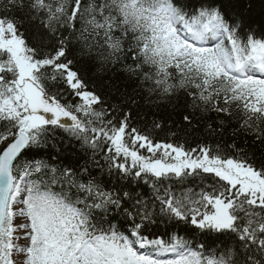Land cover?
Here are the masks:
<instances>
[{
	"label": "snow or ice",
	"instance_id": "snow-or-ice-1",
	"mask_svg": "<svg viewBox=\"0 0 264 264\" xmlns=\"http://www.w3.org/2000/svg\"><path fill=\"white\" fill-rule=\"evenodd\" d=\"M0 264H264V0H0Z\"/></svg>",
	"mask_w": 264,
	"mask_h": 264
},
{
	"label": "trees",
	"instance_id": "trees-1",
	"mask_svg": "<svg viewBox=\"0 0 264 264\" xmlns=\"http://www.w3.org/2000/svg\"><path fill=\"white\" fill-rule=\"evenodd\" d=\"M156 111V109L154 108H149L147 106H145L144 108V113H147V117L146 119L150 122L153 119L152 116V112ZM170 109L169 110H164L161 109L160 112L157 114L156 118H159L161 115L163 116V124H164V131H158V136L163 138L168 132L172 131H176V123L179 122L180 117L178 115H176L175 113H171V115H169ZM144 113H141V115L143 116ZM203 134V126H201L200 130L198 132H196L194 135L195 136H201ZM229 143L231 142V140L228 141Z\"/></svg>",
	"mask_w": 264,
	"mask_h": 264
}]
</instances>
